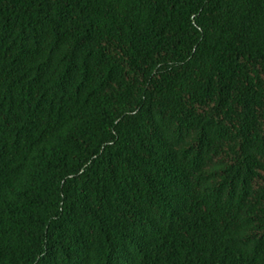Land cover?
Returning a JSON list of instances; mask_svg holds the SVG:
<instances>
[{
  "label": "trees",
  "instance_id": "obj_1",
  "mask_svg": "<svg viewBox=\"0 0 264 264\" xmlns=\"http://www.w3.org/2000/svg\"><path fill=\"white\" fill-rule=\"evenodd\" d=\"M0 264H264V0H0Z\"/></svg>",
  "mask_w": 264,
  "mask_h": 264
}]
</instances>
